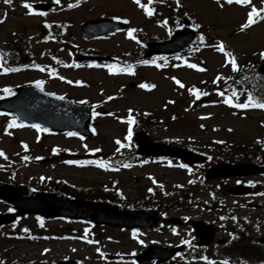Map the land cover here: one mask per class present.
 Returning <instances> with one entry per match:
<instances>
[{
    "label": "rangeland",
    "instance_id": "1",
    "mask_svg": "<svg viewBox=\"0 0 264 264\" xmlns=\"http://www.w3.org/2000/svg\"><path fill=\"white\" fill-rule=\"evenodd\" d=\"M16 4L23 0H13ZM26 1H39V0H26ZM49 1V0H46ZM212 0L211 4L213 5ZM210 0H183L184 11H186L191 17L195 24L199 25L200 32L204 35V43L199 47L194 55L199 54V65L205 71H199L196 68H185L179 69L177 71L170 72V75H176L182 81H189L194 83H203L209 81L213 76L219 72L224 71L222 67L221 58L219 54L214 53L213 48L217 41L223 40L226 44L237 54L240 59L249 58L252 61H257L260 59L259 53L264 52V20L260 23L254 25L251 28L241 31V25L243 24L245 17L252 7L260 8L262 2L260 0H252L248 5H229V9L234 12L233 15L228 14L227 10L217 12L214 6L209 7L208 3ZM15 4V5H16ZM89 7H92L91 11L88 9H80L79 12L65 13L58 16H53L50 19L53 21L61 22L62 20H67L68 25L66 27V38L73 43H79L83 47H98L99 45H108V47L118 52L119 49H129L138 52V48L123 42L121 38H115L111 41L104 43H82L80 41V31L77 23L79 19L81 21L87 19H96L102 17H112L120 16L121 18H127L130 21V25L141 29V26H146L145 37L151 39H164L165 31L157 26L147 23L145 18L141 15L139 10L135 9L126 0H93L90 2ZM81 13L79 16L78 14ZM21 15L20 10L15 11L12 16L6 21V23L0 28V39L4 40L8 36H12L9 40L10 46L14 49H21L18 43L13 40L15 39H25L29 35H35L37 28L39 30V19L29 20ZM23 23H22V22ZM34 23V25L30 24ZM15 33V35L13 34ZM167 34V33H166ZM26 43L22 44V54L23 55H33L35 53L42 52L45 49H52L55 47L52 44L42 45L32 42L28 38ZM23 43V42H22ZM117 49V50H116ZM59 56L66 58V53L62 52L58 54ZM121 65L136 66L139 61L134 59L121 58ZM25 61L26 58H21ZM37 66H45L46 62L38 61ZM64 73V72H63ZM165 72H159L151 67H144L136 72V74L130 78H107L101 72L88 71L86 69L80 70H65V77L71 81L80 79L87 84L86 87H71V83L65 82V95L67 97H72L78 101H89V102H99L101 108L99 111H107L114 113L116 116H121V111L127 106L136 107L139 109L154 110V111H164V106H168L169 111H177L180 114L185 111L186 103H179V91L173 87L170 83L169 76H164ZM28 74L14 75L10 77L0 76V87H13L23 81L33 79L35 77H40L38 75L27 76ZM55 81H48L49 90L55 91L58 94H63L64 87ZM148 85H154L155 87L150 88L152 91L150 93H143L142 88L139 87L140 84L144 83ZM119 94V99L115 101L114 104L105 105L103 101H106V96L108 94ZM167 100H174V104L164 103ZM115 110H112V109ZM189 108L187 104L188 114L186 117L175 122H171L169 128L163 129L158 133H154V138H168V139H181L185 142L194 141L202 139L204 141H210L211 139L227 140L229 142L238 143H250L254 142L255 139L264 138V113H251L244 118L232 115L227 111L215 110L214 112L207 109H196ZM107 112H104L107 113ZM167 115V113H165ZM203 115H211L208 119H198V117ZM114 118H99L97 131L98 136L89 142L87 145L96 146L98 144H105L104 147L108 148L111 152V140L114 137H119L122 133L123 127L119 126L115 122ZM203 122H201V121ZM204 124L206 129L204 131L198 129L194 124ZM231 129V131H229ZM16 134V136H14ZM1 136V135H0ZM102 137V138H100ZM0 141V149H3L5 155L8 159L17 158L21 151L17 145V139L23 140L27 144L33 143L34 135L30 131L18 130L14 132L12 137H2ZM48 141L47 145H58V146H75L78 149L80 144L76 141H64L60 137L46 138ZM41 147H37L33 144V151L36 154L41 153ZM105 150V148H104ZM80 151V149H79ZM140 168L134 169L129 173H122L119 175H109L106 173H101L94 170L88 169H66L64 167H51L44 162H34L30 167L24 166L22 168V175L27 179L30 175L38 176L44 174L46 176L61 177L72 185L76 186H91L97 190L101 189L102 184H108L113 177L119 179L120 185L123 190L132 197H137L139 191L143 188L146 180L143 179L141 175L147 173L155 172L159 180L164 182L165 188L169 190L173 185L179 183L183 184L186 179L184 174L179 171H167L155 164H144ZM138 178V180H136ZM264 182V178L261 179ZM203 201L208 200L206 197L202 198ZM175 212V211H174ZM58 224H53L52 227H56ZM80 227V226H76ZM111 233H115V230H111ZM138 235L139 241H158L160 237L158 233L147 232ZM124 236V235H123ZM6 244L0 243V251L4 250ZM43 246H35L30 244H20L11 247V254L21 257L26 260V256H35L41 259L40 251ZM142 246L140 243L133 244L127 240L119 246L123 253H132L140 251ZM76 249V251H72ZM60 252L51 253L46 256L47 260H52L57 262L60 259H72L79 260L80 264H105L103 262L96 263L92 258H88L91 253V249H77L75 245L66 244L60 247ZM57 252V251H56ZM112 264V263H111Z\"/></svg>",
    "mask_w": 264,
    "mask_h": 264
},
{
    "label": "snow or ice",
    "instance_id": "2",
    "mask_svg": "<svg viewBox=\"0 0 264 264\" xmlns=\"http://www.w3.org/2000/svg\"><path fill=\"white\" fill-rule=\"evenodd\" d=\"M57 2H59V0H57ZM134 2L139 5L141 8L144 9V11L146 12V14L150 17L153 15V9L151 7H148L144 4L141 3V0H134ZM217 4H219L221 7H223L224 5L221 4V0H216ZM5 4H11L12 0H4ZM152 3V0H149V4ZM224 3L226 4H238V5H248L250 3V0H224ZM177 6H179V0H177ZM23 7L26 8L28 10V14L30 15H45L44 13H35L32 10V5L30 3H24ZM264 11V9H261L260 11H258L255 7L251 8V11L248 13L247 15V21L241 25V31H244L246 29H248L250 26H252L253 24H255L257 21L256 19H254L255 17H260V19H264V16L260 15V12ZM7 14H4V19H0V24L5 22ZM124 23H128V21H123ZM166 23V21H165ZM195 27H199V25H194ZM46 27H50V25H46ZM137 30L136 29H131L128 32V36L130 38H135L133 36V33H135ZM15 35V33H13ZM200 42L203 43L204 42V36H200ZM140 41L137 40V43H139ZM215 47L217 48L218 51L224 53V55L228 58L227 59V63L231 65L232 71L236 72L238 71V63H237V59L236 57L231 53V52H225V45L223 43H220L218 45H215ZM5 53L0 52V70H2L3 74H7L9 72H15V71H19V68H11V67H5ZM259 55L261 56V59H264V52L259 53ZM59 63V61H57ZM39 67V66H37ZM189 68H196L197 65L196 64H188ZM108 71L110 74L116 75L119 74L121 72H127L128 74H133V70L131 66L128 67H118L117 65L114 64H110L107 66ZM41 71H44L43 68H40ZM199 71H205V69L203 68H199ZM175 79V78H173ZM221 79V77H217V80ZM175 82L181 87L184 88V84L181 83L178 79L175 80ZM43 81H37L36 82V86L38 88H40L41 90H43ZM69 83H71V81H69ZM140 88L142 89H150L155 87L154 85H148V84H140L139 85ZM3 91L9 95L12 94V91L10 88H4ZM190 93L196 97V99H200L201 96H206L208 95L207 92H202L199 89L196 88H191L189 89ZM220 96H224L225 93L224 92H219L218 93ZM238 98V93L233 90L231 96L226 97L223 102L225 104H227L230 107H234V108H239V109H248V108H259V109H264V98H262L261 100H257L251 93L248 94L247 96V100L244 103H234L233 98ZM60 99H63V97H59ZM109 99H112V97H109ZM168 103H173V101H169ZM131 109L129 110V115L127 120L125 121L128 124V132H127V136L125 137V139L131 143L132 141V136H133V129L132 126L136 123L135 119L133 118V116L131 115ZM94 115H96L94 113ZM145 115H148V113H145ZM202 119H204L205 117H201ZM173 119H175V117H173ZM13 127H23V125L21 124H17L16 119L13 118L11 120V122L8 124V128H13ZM33 128H35L38 132L39 131H46V129H42L40 127V125H32ZM203 127V125L201 126ZM93 131H95V129H93ZM229 131H231V129H229ZM70 136L76 135V133H69ZM217 143H222V141H216ZM258 143H262L264 144V141H258ZM116 144L120 145V147H123L124 145L122 144V142L118 139L116 140ZM24 149L27 150L28 146L27 144L23 145ZM120 149L117 148V151H119ZM55 151V150H54ZM94 151L99 152L100 149H95ZM0 157H3L4 159H7V156L5 155V153L0 150ZM24 160H28L29 157L28 156H24L23 157ZM36 159H41L40 157H37ZM66 163L68 164H79V163H83L81 161H66ZM88 163H96L99 167L101 168H107L108 165L104 162V161H88ZM124 167H129V165L125 164L123 165ZM181 167H186L185 165H181ZM43 179V178H42ZM237 183H239V181H237ZM251 183V182H250ZM151 191V189L149 190ZM259 195H264V193H259ZM223 219V218H222ZM233 219H235V217H233ZM41 227H43V221H41ZM24 231H28L27 229H24ZM136 233H133V236L135 237ZM88 243H92V241H88ZM45 253L48 252V249L44 250ZM72 251H76V249H72ZM99 251V250H98ZM104 254L101 253V256H103ZM0 264H4L3 261H0ZM222 264H227V261L222 262Z\"/></svg>",
    "mask_w": 264,
    "mask_h": 264
}]
</instances>
